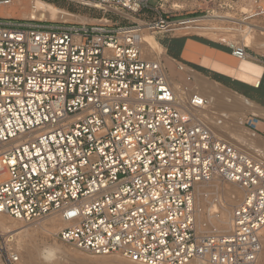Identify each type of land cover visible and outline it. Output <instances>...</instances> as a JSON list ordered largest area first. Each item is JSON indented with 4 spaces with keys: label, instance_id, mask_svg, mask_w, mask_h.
Segmentation results:
<instances>
[{
    "label": "built area",
    "instance_id": "2783aa9c",
    "mask_svg": "<svg viewBox=\"0 0 264 264\" xmlns=\"http://www.w3.org/2000/svg\"><path fill=\"white\" fill-rule=\"evenodd\" d=\"M61 1L100 12L99 24L0 17V215L24 224L53 218L62 244L95 257L258 264L263 157L220 136L206 98L191 91L181 106L162 61L141 50L143 31L154 39L197 31L200 18L141 23L161 6ZM241 16L263 19L264 0H250ZM229 49L249 58L242 44ZM185 81L182 95L192 77ZM249 116L243 128L259 136L261 118ZM217 180L243 191L223 228L197 223L196 186ZM17 260L13 237L0 233V264Z\"/></svg>",
    "mask_w": 264,
    "mask_h": 264
},
{
    "label": "bare ground",
    "instance_id": "6f19581e",
    "mask_svg": "<svg viewBox=\"0 0 264 264\" xmlns=\"http://www.w3.org/2000/svg\"><path fill=\"white\" fill-rule=\"evenodd\" d=\"M22 3L23 2H21V0H16L15 5L10 6L11 8L14 7V10L17 11L8 12L6 9H1L0 17H11L15 19L22 17L23 19L41 22H87L85 19L71 14L66 10L57 8L53 4L44 2L42 0H32L30 6L22 5ZM212 22H231L233 24H237V26L240 27L244 26L245 30H237L239 33L238 37L245 42L244 46L257 54L264 55V25L255 24L252 22L244 23L240 20H235L230 17L207 16L200 18L199 24L196 25V27H191L190 29L204 31L209 29L208 26ZM213 27L210 28V30H216ZM213 39L224 43L226 42V40L221 39L220 36L217 39ZM141 50L143 57L147 60L160 61L163 57H165V50L156 42V40L153 38V35L148 34L147 31H143L142 33ZM182 57L186 61L199 64L200 66L210 70V72L212 71L253 86L259 85L260 78L262 77L263 73V66L249 59L234 63L223 60L219 56L195 52V49L192 46L187 47ZM188 72L193 79V85L188 88L187 93L184 95L181 94L184 85H180L171 75L166 73L168 82L173 87V90L179 99L180 105L186 107L187 99L191 91L206 98L210 105L209 112H213L212 114L214 115L211 117V120L215 126V130L220 133V136L229 142L237 141L240 146L248 150L258 152L264 159V147L261 144L260 137H252L247 131H242L243 124L248 115L264 118V110H260L253 103L237 95H234L233 93H230L223 87L211 81L203 79L194 72L190 70H188ZM218 109L221 111L219 112ZM218 121H220V124H218ZM242 132H245L244 135ZM195 190L197 223L201 224L202 222L207 221L210 225L217 228H220L219 226H228L231 210L241 199L243 194L242 189L234 184L217 180L210 184L197 185ZM6 218L7 217L0 215V233L9 236L18 229L14 228L13 224L8 223L5 220ZM38 225L39 229L45 232H49L50 229L59 230L63 227L59 221H56L53 218H50L48 221ZM16 235L17 233L12 235V237H15ZM15 254L18 256L17 253ZM189 264L204 263L192 261Z\"/></svg>",
    "mask_w": 264,
    "mask_h": 264
},
{
    "label": "rangeland",
    "instance_id": "374dc122",
    "mask_svg": "<svg viewBox=\"0 0 264 264\" xmlns=\"http://www.w3.org/2000/svg\"><path fill=\"white\" fill-rule=\"evenodd\" d=\"M51 1L55 2V4L53 5L56 6L57 8L66 10L71 14H74L82 19L87 20L86 23L66 22L64 24H84V25L99 24L98 21L101 19V14L96 10L82 8L77 5L68 3L66 1H61V0H51ZM15 2L16 0H13V4L11 6L15 5ZM21 2H23L22 5L30 6L32 0H21ZM249 4H250V0H160V1L150 0L149 1L150 7L161 6V10L157 9L155 11H150L148 13H145L142 17L139 18V20L141 23H145L147 21H150L153 17L157 16L158 14H162L168 17H175V18H187L190 16H195L197 18H203L207 16L208 17L221 16V17H230L235 20H241L242 18L241 13L249 7ZM1 9H6V11L8 12L17 11L14 10V7L11 8L10 6L5 8L0 7V10ZM15 9H19V8H15ZM2 18H8V17H2ZM16 19H23V18L19 17ZM130 19L136 21L133 18ZM112 21L113 23H115V21L120 24L126 23L121 19H115V18ZM252 23L264 25V18L260 20L252 21ZM210 26L212 27L214 26L213 28H215L216 30L214 29L212 31L190 30L187 32H176L167 36L166 35L158 36L156 37L155 40L159 44L160 40L169 41L179 37L181 38L204 37L208 40L216 41L218 42V44L225 46L227 48L231 44H242V45L245 44V42L238 37L239 33L237 32L238 29L240 31L245 30L244 26L240 27L231 22L230 23L212 22L208 26L209 28H212ZM219 36L221 39L226 40V42L224 43L219 40L213 39V38L217 39L219 38ZM246 49L248 52L252 51L249 48ZM257 56L260 61H264L263 54H257ZM221 58L223 60L234 63L240 62L236 60L234 57H232L230 54L229 56H224ZM161 61L162 64L165 66L166 72L169 75H171L175 79V81H177L180 85L181 84L184 86L187 85L185 78L186 76L189 75L188 68L190 67L186 65L185 62H174L168 59L167 53H165V57H163ZM179 66H183L184 69L183 72H180L178 70ZM192 85L193 83L191 84V86ZM218 111L220 112L221 110L218 109ZM249 118L250 116L248 115L247 119ZM260 121L264 122V118L261 119ZM242 131H246V130H244L243 128ZM244 133L242 132L243 135ZM260 140L263 146V139L260 138ZM48 219L50 218H46L40 222L33 224H24L12 220L10 218L5 219L8 223L13 224L14 228L18 229L16 232L9 235L12 236L17 233V235L13 237L15 253L18 254V258H19V260L15 264H132L129 261L117 256H107V257L91 256L79 252L70 246L62 244L56 237L60 229L59 230L50 229L49 232H45L39 229L38 224L48 221ZM219 227L223 228L222 226ZM5 237L7 238V235H5ZM258 264H264V238L262 240V252L260 254Z\"/></svg>",
    "mask_w": 264,
    "mask_h": 264
},
{
    "label": "crops",
    "instance_id": "0c3cea01",
    "mask_svg": "<svg viewBox=\"0 0 264 264\" xmlns=\"http://www.w3.org/2000/svg\"><path fill=\"white\" fill-rule=\"evenodd\" d=\"M195 38H200V37H195ZM209 42H212L216 45L219 46V49L211 48L209 46H206L202 43H199L197 41H194L190 38H174L173 40L177 41V46L175 49H171L170 45L172 44V40H169L165 45H162L161 42L163 40L159 41V44L162 46V48L165 50V53L168 55V59L174 61V62H185L188 64H192L198 68H202L204 70H207L210 72V70L200 66L197 63L194 62H189L183 59V53L187 49L188 46H192L195 49V52H201V53H207L211 54L213 56H219V57H224V56H229L230 54V49L229 47L222 46L218 44L216 41L208 40L204 37L200 38ZM224 48L226 52H223L221 49ZM173 51V54L169 55V52ZM251 57V58H250ZM249 60L260 64L263 66V73L262 77L260 78V82L258 86H253L249 84L242 83L240 81L234 80L230 77L212 72L213 74L217 75V79L213 80L212 77L209 74L201 73L197 70H194L192 68H188L190 71L194 72L196 75L202 77L203 79H206L208 81H211L221 87H223L225 90L229 91L230 93H233L234 95H237L251 103H253L256 107H258L260 110H264V61H260L258 59V56L256 53L253 51L249 52ZM193 83V79H192ZM263 119V118H261ZM256 128L258 131V135L260 138L264 137V122L263 121H258L256 124Z\"/></svg>",
    "mask_w": 264,
    "mask_h": 264
},
{
    "label": "trees",
    "instance_id": "16d2710c",
    "mask_svg": "<svg viewBox=\"0 0 264 264\" xmlns=\"http://www.w3.org/2000/svg\"><path fill=\"white\" fill-rule=\"evenodd\" d=\"M43 1H47V2H50L51 4H55V2H53V1H51V0H43ZM190 39H192V40H194V41H197V42H199V43H202V44H204V45H206V46H209V47H211V48H215V49H219V46L218 45H216V44H214V43H212V42H209V41H206V40H203V39H200V38H195V37H193V38H190ZM168 42V40H165V41H163V42H161V44L162 45H165L166 43ZM172 43H176V44H178L177 43V41H175V40H172L171 41ZM223 52H226V50L224 49V48H222L221 49ZM170 54H173V51H170L169 52V55ZM186 65H188L190 68H192V69H194V70H197V71H199V72H201V73H205V74H209L211 77H212V79L213 80H216L217 78V75H215V74H213V73H211V72H209V71H207V70H204V69H202V68H198V67H196V66H194V65H192V64H188V63H185Z\"/></svg>",
    "mask_w": 264,
    "mask_h": 264
},
{
    "label": "flooded vegetation",
    "instance_id": "af4514ba",
    "mask_svg": "<svg viewBox=\"0 0 264 264\" xmlns=\"http://www.w3.org/2000/svg\"><path fill=\"white\" fill-rule=\"evenodd\" d=\"M176 46H177V44H176V43H172V44L170 45V48H171V49H175V48H176Z\"/></svg>",
    "mask_w": 264,
    "mask_h": 264
}]
</instances>
